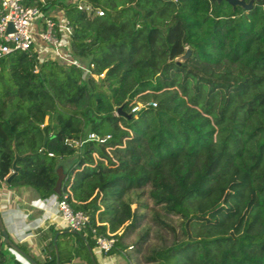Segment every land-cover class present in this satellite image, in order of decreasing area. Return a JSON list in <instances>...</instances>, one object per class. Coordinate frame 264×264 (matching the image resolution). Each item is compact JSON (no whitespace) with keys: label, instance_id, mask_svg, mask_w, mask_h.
Masks as SVG:
<instances>
[{"label":"trees","instance_id":"trees-1","mask_svg":"<svg viewBox=\"0 0 264 264\" xmlns=\"http://www.w3.org/2000/svg\"><path fill=\"white\" fill-rule=\"evenodd\" d=\"M53 2L70 27L62 48L73 63L39 58L33 47L0 56V183L16 152L19 167L6 185L39 198L67 192L89 227L113 233L102 255L128 260L119 231L142 217L146 193L188 220L191 234L150 248L145 262L264 264V1L248 9L225 0L27 3L44 10ZM135 101L143 106L132 113ZM40 238L37 264H98L83 232L49 226ZM12 244L27 253L0 228V264H30Z\"/></svg>","mask_w":264,"mask_h":264},{"label":"built area","instance_id":"built-area-1","mask_svg":"<svg viewBox=\"0 0 264 264\" xmlns=\"http://www.w3.org/2000/svg\"><path fill=\"white\" fill-rule=\"evenodd\" d=\"M29 0H0V56L14 50L27 51L34 48V34L31 30V24L40 10L35 4H28ZM43 2L44 0H37ZM78 8L84 7L86 10H94L97 15H102L103 11L99 8H93L89 4H77ZM10 25V28H9ZM58 28L64 34H68L70 27L67 19L63 18L57 24ZM37 36L52 48V59L62 60L63 62L73 63V60L67 56L68 47L65 51L62 48L58 37L55 35L54 22L48 18H43V28L37 32ZM103 76V72L95 75V78ZM151 105L154 102H149ZM143 106L141 101H135L130 112L135 113ZM107 137V135L105 136ZM88 138L103 141L104 138L95 133H89ZM74 145H79L78 140H73ZM68 193L64 192L56 201V210L58 211L65 227L75 232H83L88 235L93 242V246L99 252L109 251L115 242L113 233L106 235L100 234L95 227H89V216L82 210H74L67 201Z\"/></svg>","mask_w":264,"mask_h":264},{"label":"crops","instance_id":"crops-1","mask_svg":"<svg viewBox=\"0 0 264 264\" xmlns=\"http://www.w3.org/2000/svg\"><path fill=\"white\" fill-rule=\"evenodd\" d=\"M40 11L42 12V24L45 17L55 18L58 22L63 19L62 11L55 2L48 4L44 10ZM31 30L34 34V49L38 53V57L52 58L51 46L37 36V32L40 31L38 24L33 26L31 24ZM61 34L63 39L60 42L63 45V43H67V35L63 32ZM56 201L57 197L55 195L39 198L29 187H9L4 183H0V228L6 231L7 236L13 242L23 244L31 258L34 256L41 260L43 257L44 241L40 238L42 231H45L49 226L60 231L69 230L65 227L56 210ZM93 253L99 260V264H126L124 258L120 255H102L94 247ZM126 254L130 256L128 252ZM102 257H107V261H100ZM63 264L89 263L84 258H74Z\"/></svg>","mask_w":264,"mask_h":264},{"label":"rangeland","instance_id":"rangeland-1","mask_svg":"<svg viewBox=\"0 0 264 264\" xmlns=\"http://www.w3.org/2000/svg\"><path fill=\"white\" fill-rule=\"evenodd\" d=\"M42 24V12L40 11L33 20L32 26ZM154 178L159 177L157 173L153 174ZM139 212L142 217L138 220L130 219L127 225L122 230V243L125 245V251L130 254L126 264H155L153 262H145L144 257L148 254L150 248L164 247L172 243H176L185 238L187 234H191V225L188 220L171 212L166 214L165 209H168L166 204H155L154 201L145 193L140 197ZM163 206V207H162ZM135 207V203L131 204V208ZM147 230V235L144 237L145 243L138 249L137 239L143 236V232ZM98 264L99 260L96 258ZM107 261V257H102L100 261ZM125 260V259H124ZM101 262V263H102Z\"/></svg>","mask_w":264,"mask_h":264},{"label":"water","instance_id":"water-1","mask_svg":"<svg viewBox=\"0 0 264 264\" xmlns=\"http://www.w3.org/2000/svg\"><path fill=\"white\" fill-rule=\"evenodd\" d=\"M211 1H220V0H211ZM227 1L230 5L232 6H235V5H239L241 6L242 8H250L251 5H252V1L253 0H249L248 2H245V0H225ZM264 1V0H262ZM9 28H10V25H9ZM189 54V49L186 48V50L184 51V53H182L181 55H178L174 58L175 61L179 62V61H183L187 55ZM116 113H121V109L120 107L117 108L116 110ZM127 115V114H126ZM45 142V138L43 139V143L42 145L44 144ZM42 150V148L40 149V151ZM19 157V155L14 152V157H13V160L11 162V171L10 173L5 177V183L6 184H9L10 183V180L11 178L17 173V170H18V165L16 164V160L17 158ZM57 178H56V181H55V184H54V187H53V191L56 193V194H60V185H61V180L64 176L63 172L61 171V167H58L57 170ZM65 231H69V232H75L74 230H65ZM1 234L3 236V239L5 242H8V236H7V233L4 229H1ZM53 240H55V237L53 238ZM12 248H14L16 250V252L22 256L28 263L30 264H37L34 262V260L28 255L26 254L24 251H22L20 248H16L14 244L11 245ZM87 246V249L90 250L88 244H86ZM56 264H59L58 262V259H56Z\"/></svg>","mask_w":264,"mask_h":264}]
</instances>
